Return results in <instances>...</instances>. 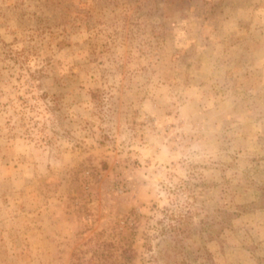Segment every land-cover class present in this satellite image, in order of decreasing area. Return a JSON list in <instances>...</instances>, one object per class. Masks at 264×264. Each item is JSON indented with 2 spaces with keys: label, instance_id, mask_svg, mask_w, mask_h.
Here are the masks:
<instances>
[{
  "label": "rangeland",
  "instance_id": "rangeland-1",
  "mask_svg": "<svg viewBox=\"0 0 264 264\" xmlns=\"http://www.w3.org/2000/svg\"><path fill=\"white\" fill-rule=\"evenodd\" d=\"M0 264H264V0H0Z\"/></svg>",
  "mask_w": 264,
  "mask_h": 264
},
{
  "label": "trees",
  "instance_id": "trees-1",
  "mask_svg": "<svg viewBox=\"0 0 264 264\" xmlns=\"http://www.w3.org/2000/svg\"><path fill=\"white\" fill-rule=\"evenodd\" d=\"M179 220H180V218H179ZM180 223H181V220H180V222L178 223V225H177L176 227H181V226H180Z\"/></svg>",
  "mask_w": 264,
  "mask_h": 264
}]
</instances>
